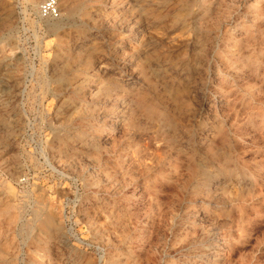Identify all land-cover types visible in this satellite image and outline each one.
<instances>
[{"label":"rangeland","instance_id":"obj_1","mask_svg":"<svg viewBox=\"0 0 264 264\" xmlns=\"http://www.w3.org/2000/svg\"><path fill=\"white\" fill-rule=\"evenodd\" d=\"M44 1L0 0V264H264V0Z\"/></svg>","mask_w":264,"mask_h":264},{"label":"built area","instance_id":"obj_2","mask_svg":"<svg viewBox=\"0 0 264 264\" xmlns=\"http://www.w3.org/2000/svg\"><path fill=\"white\" fill-rule=\"evenodd\" d=\"M39 13L44 18H57L60 14L58 0H45L40 5Z\"/></svg>","mask_w":264,"mask_h":264},{"label":"bare ground","instance_id":"obj_3","mask_svg":"<svg viewBox=\"0 0 264 264\" xmlns=\"http://www.w3.org/2000/svg\"><path fill=\"white\" fill-rule=\"evenodd\" d=\"M55 26V25H54ZM56 27H53V30H55ZM56 31V30H55Z\"/></svg>","mask_w":264,"mask_h":264}]
</instances>
